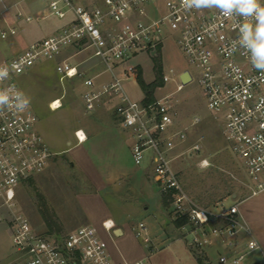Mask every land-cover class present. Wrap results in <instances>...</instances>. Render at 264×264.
<instances>
[{
	"label": "built area",
	"instance_id": "2783aa9c",
	"mask_svg": "<svg viewBox=\"0 0 264 264\" xmlns=\"http://www.w3.org/2000/svg\"><path fill=\"white\" fill-rule=\"evenodd\" d=\"M40 1L45 8L37 16H55L65 24L57 32L0 61V67L9 70V77L0 80V90L10 98L8 108L0 111V224L5 225L14 249L11 264H116L108 244L94 227H80L63 238L39 234L18 204L19 190L41 174L53 156L38 131V118L30 105L20 112L12 108L19 95L17 91L22 92L17 79L27 75L41 60L56 64L61 81L82 80L86 90L81 98L87 113L95 112L105 98L117 99L115 116L135 139L131 151L133 163L141 165L145 153H151L153 178L160 193L170 201L174 221L187 220L180 230L191 235L190 246L203 249L217 242L233 248L240 237H246L245 251L232 257L221 256V264H242L249 252L264 254L240 212L245 200L264 193V74L253 68L243 50L230 52V48L238 47L233 42L239 34L237 21L243 22L242 19L225 18L217 9H186L182 0H92L91 6H76L72 0ZM11 9H15V17H24L27 23L35 19L19 4L8 7L0 0V20L5 21V14ZM16 35L15 26L0 27V40ZM167 40L173 41L192 68L187 70L192 76L190 84L198 85L225 145L240 162L247 178L248 197L229 207L217 202L209 209H201L180 184L168 153L177 142H185L186 133H171L177 114L173 94L144 105L143 100H131L122 85L123 79L137 75L138 66L131 65L136 57L155 55ZM80 54L96 61L102 72L92 76L81 71L72 62ZM172 71L163 76L164 84L175 80ZM105 73H109L110 80L96 84V79ZM181 75L175 81V93L185 87ZM61 107L60 99L50 105L52 110ZM201 122L195 117L191 127ZM74 136L77 144L86 141L82 130ZM202 142L203 137L188 152L200 153ZM199 165L207 168L210 163L203 158ZM104 228L111 232L114 225L104 223ZM133 231L150 249L145 224L139 223ZM130 264H147V260Z\"/></svg>",
	"mask_w": 264,
	"mask_h": 264
},
{
	"label": "rangeland",
	"instance_id": "374dc122",
	"mask_svg": "<svg viewBox=\"0 0 264 264\" xmlns=\"http://www.w3.org/2000/svg\"><path fill=\"white\" fill-rule=\"evenodd\" d=\"M91 1L72 0V3L76 6H86ZM4 3L8 7L19 4L26 14L33 15L35 19L30 23L25 22L24 17H15V9L5 14V21L0 20V27L15 26L17 35L5 41L0 40V60L11 58L30 43L48 37L65 24V21L55 16L48 18L45 14L37 16V13L45 8L40 0H4ZM155 57L161 60L162 72L161 84L154 89L153 98L155 100L173 94L172 100L177 114L176 124L171 133L181 131L186 133L185 142H177L176 147L168 153L182 188L201 209H209L217 202H224L229 207L238 200L245 199L249 195L245 173L240 162L225 145L218 127L211 118V113L205 106L198 85L189 84L175 93L177 76L192 70L187 60L171 40H167L164 48L158 49L153 56L140 54L131 65L138 66L137 75L141 73L143 80L148 84L155 81ZM72 62L79 65L81 71L92 76L102 72L97 62L89 60L86 54L75 56ZM55 65L49 60L38 61L27 75L17 79L19 87L29 99L31 110L38 118V131L52 151L71 148L59 156L60 170L53 178L31 179L18 192V204L36 232L63 238L81 226H91L106 241L109 251H112L117 246L118 238L112 233L107 234L101 224L96 223L99 216L109 214L127 220L129 231L120 238L119 245L129 259H146L147 264H221L220 257H229L231 254L228 250H235V247L227 248L217 242L203 249L189 245L192 240L191 235L182 233L180 228L176 229L172 224L174 215L171 212L170 201L167 202L168 204L163 201L164 196L153 182L151 186H143L142 179L147 175L145 168L148 161L144 160L139 166L133 163L123 142L125 138L113 134L110 113L106 111V114L103 113V109L93 114L85 113L81 95L86 88L82 85V80L77 78L61 81L55 71ZM170 70H173L172 77L175 80L164 84L163 76ZM117 74L122 78L120 70ZM137 75L123 79L122 85L131 100L141 102L145 94L136 80ZM109 80V73H105L96 79V84L102 85ZM56 99L61 100L62 107L52 110L50 105ZM195 117H199L202 122L191 127ZM77 126L92 130L93 144L73 147L76 143L73 131ZM202 137V151L198 154L188 152ZM67 141L72 145L67 146ZM149 153H145V158ZM203 158L209 161V167L202 168L199 165ZM98 164H102L103 167ZM100 169L113 170L115 173L123 172L127 176L126 180L116 185L104 186L100 179H86V172L95 170L100 174ZM159 193L163 201V207L161 205L159 207L165 214L168 223L166 230L169 235L164 233L161 225L153 217L154 214L155 216L158 214L155 201ZM232 194H236L237 198L233 199ZM98 199L103 204L96 206L94 203ZM250 204L248 202L243 207H248ZM147 206H149L148 216L145 213ZM41 211L52 217L57 228L60 229L59 232L52 234L48 232ZM1 214H5L4 210ZM86 217L90 220L89 224ZM139 223L145 224L148 229L152 252L136 238L132 230ZM247 224L256 238L254 228ZM247 240L248 238L245 237V242ZM194 252L201 260L194 255ZM14 255L6 227L0 224V264L13 263ZM254 261L264 264V256L259 251L246 253L242 264Z\"/></svg>",
	"mask_w": 264,
	"mask_h": 264
},
{
	"label": "crops",
	"instance_id": "0c3cea01",
	"mask_svg": "<svg viewBox=\"0 0 264 264\" xmlns=\"http://www.w3.org/2000/svg\"><path fill=\"white\" fill-rule=\"evenodd\" d=\"M92 2H94V1H91L90 4H87L86 6H91ZM62 26L58 27V30ZM116 103H117V99L115 97L105 98L103 100V102L100 104V106L97 108V110L95 112H93V113L99 112V110H101V109L104 110L102 112L105 113V114H106V112L110 113V120H111L110 125H111V129L114 130L113 134L114 135L117 134V135L122 136V137L125 138L123 142L126 144V149H127L128 153H129V155L131 156V159H132L131 151H132V146H133V144L135 142V139H134V136L132 135V133L130 131L125 130L122 127L119 119H117V117L115 116L114 111H115ZM85 113H87V112L85 111ZM78 130H82L84 132V134L86 136V141L84 143H81V144H77V141H76V143H75V145L73 147L83 146L84 144H87V143H92L93 144L94 135H93V132H92V130L90 128H88V127L84 128V127H81V126H77L74 129V131H73V136H74V133L76 131H78ZM117 135H115V136L117 137ZM74 138H75V136H74ZM47 145H48V143H47ZM66 145L67 146H71L72 143L70 141H67ZM48 147H49L51 153L53 154V156L51 157L46 169L41 174H39L38 176L34 177L33 179L53 178V176L57 173V171L60 170L61 163L59 161V156L64 154L65 152H68L71 149L70 148V149H65V150H61V151H52V148L49 145H48ZM144 160H147L148 162H147V166L145 168V171H147V175H144V179H142L143 186L144 187H148V185L151 186L152 185L151 182H153L155 185H157L155 180H154V178H153V175H152L151 153H149V155L146 156V158ZM98 165H100V167H103V166H101L102 164H98ZM100 172H101L100 174L97 173L95 170L91 171V172H86V179H95V180L96 179H100V180H102L104 186L105 185H109L110 186V185H116V184L126 180V177H127V176H125V174H123V172H117L116 171V173H115V171H113V170L109 171L107 169H100ZM232 198L233 199L237 198V195L236 194H232ZM163 201H164V199H163ZM163 201H162V197L160 196V193H159L158 197H157V199L155 201V204L158 207L157 208V213L158 214H157V216H155V214H154L153 217H154L155 221H157V223L159 225H161L162 229L164 230V233L169 235L170 233H168L167 230H166V225H168V223H167V220H166V218L164 216L165 214L162 213V208L159 207L160 205H161V207H163L162 206V202ZM248 202L251 203V204L248 207H243V205L248 204ZM99 204H103L100 201V199L95 200L94 205L97 206ZM96 206H95V208H97ZM148 210H149V206H147L145 208V213H146L147 216L149 215L148 214ZM83 212H85V211H83ZM240 212H241L243 218L245 219V221L247 223H249L254 228V230L256 232V239L259 242V244L261 245V247L263 249V252H264V193H261V194H259L257 196H254V197H251V198L245 200L240 205ZM93 213H95V212L93 211ZM85 214L86 213H84V215ZM89 214H91V213H89ZM105 215L99 216L98 217L99 219L96 220V223L101 224L102 229L107 234H111L112 233L113 235H115V231L117 229L121 230V233L119 235H115L118 238L117 241H116V243H117L116 245L117 246H115L112 249V251L111 250L109 251L111 256H112V259L114 260V262L116 264H125V263H129L130 264V263H135V262L139 261V258H137V259L130 258L129 259V257L127 256L126 252L123 251L121 249L120 245H119L120 238H122L126 234V232L129 231V228H128V225H127V220L124 219V218H115L114 216H110L109 214H107L106 216ZM87 216H88V214H87ZM90 218L92 219L91 216H90ZM87 221H88L87 224H89L90 220L88 218H87ZM104 223L113 224L114 225V228L112 229L111 232H108V231L105 230ZM172 224H173V222H172ZM84 226H86V225H84ZM81 227H83V226H81ZM59 231H60V229L57 228V227L53 229V232H59ZM48 232H49V229H48ZM53 232H49V233L52 234ZM243 250H245V239L243 237L241 239V237H240V239L238 240V244L235 247V250H231V249L228 250V252H230V254H231L229 257H232L236 253H239V252H241ZM262 255L264 256V254H262ZM249 264H260V263L257 262V261H254V262H251Z\"/></svg>",
	"mask_w": 264,
	"mask_h": 264
},
{
	"label": "clouds",
	"instance_id": "9594fccd",
	"mask_svg": "<svg viewBox=\"0 0 264 264\" xmlns=\"http://www.w3.org/2000/svg\"><path fill=\"white\" fill-rule=\"evenodd\" d=\"M182 6L197 10L217 9L225 18H241L243 22L237 21L236 27L239 34L233 42L238 44V47L230 48V52L243 50L248 54L253 68L258 73L264 74V0H182ZM8 77V68L0 67V80ZM17 92L19 95L12 108L20 112L28 107L29 99L23 92ZM9 102V96L4 93V90H0V111L8 108Z\"/></svg>",
	"mask_w": 264,
	"mask_h": 264
},
{
	"label": "trees",
	"instance_id": "16d2710c",
	"mask_svg": "<svg viewBox=\"0 0 264 264\" xmlns=\"http://www.w3.org/2000/svg\"><path fill=\"white\" fill-rule=\"evenodd\" d=\"M161 72H162L161 60L159 57H155V59H154L155 81L154 82L149 83V84L146 83L143 80L142 74L138 73L136 80H137V82H139V85L145 94V97L142 101V103L144 105H149V104L154 102V98H153L154 89L157 86H159V84H161V82H160ZM168 201H169L168 197L164 196V202H166V204H168L167 203ZM41 216H42L44 222L46 223V225L49 229V232H53V229L56 228L57 225L54 222V220L52 219V217H50V215L48 216L45 212H42V211H41ZM186 223H187V220L185 218L173 221V225L176 229H179L180 227H182ZM194 255H196V257L199 260H201V258L199 257V255L197 253L194 252Z\"/></svg>",
	"mask_w": 264,
	"mask_h": 264
},
{
	"label": "water",
	"instance_id": "95a60500",
	"mask_svg": "<svg viewBox=\"0 0 264 264\" xmlns=\"http://www.w3.org/2000/svg\"><path fill=\"white\" fill-rule=\"evenodd\" d=\"M180 80L184 86L189 85L192 82V76H191L190 72L185 71L184 73H182V75L180 76ZM120 233H121V230H119V229H117L115 231V235H119Z\"/></svg>",
	"mask_w": 264,
	"mask_h": 264
},
{
	"label": "bare ground",
	"instance_id": "6f19581e",
	"mask_svg": "<svg viewBox=\"0 0 264 264\" xmlns=\"http://www.w3.org/2000/svg\"><path fill=\"white\" fill-rule=\"evenodd\" d=\"M110 225V224H109Z\"/></svg>",
	"mask_w": 264,
	"mask_h": 264
}]
</instances>
